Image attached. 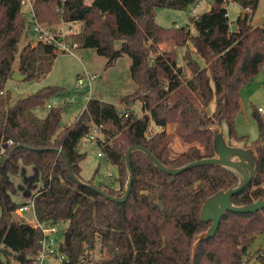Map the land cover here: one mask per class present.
<instances>
[{
  "label": "trees",
  "instance_id": "1",
  "mask_svg": "<svg viewBox=\"0 0 264 264\" xmlns=\"http://www.w3.org/2000/svg\"><path fill=\"white\" fill-rule=\"evenodd\" d=\"M196 1L34 0L35 19L41 24L82 23L76 38L79 48L95 49L107 64L122 55L131 59L130 76L136 90L121 100L125 120L114 105L90 98L75 121L62 126V105L50 108L43 118L34 114L48 100L62 96V88L42 87L10 105L11 94L5 86L11 74L16 71L26 75V80H40L49 74L58 54L51 46H33L29 41L19 49L20 40L28 35L20 0H0V143L12 141L0 156V254L7 260L12 256L19 264H32L39 250L41 231L14 218L16 210L28 202L13 200L18 190L12 178L32 168L39 183L32 196L36 221L65 224L60 247L67 262L63 264H264V252L248 253L255 236L264 235V209L228 212L215 236L201 242L191 255L194 236L210 226L199 220L203 202L237 181L220 167L199 166L169 176L135 151L130 156L134 179L125 202H112L95 190L116 198L124 194L128 184L125 153L132 146L147 149L170 168L212 157L209 128L224 123L229 145L231 141L243 143L242 147L254 148L258 154L255 177L232 197L233 204L264 198V115L253 109L258 131L253 141L234 128L240 89L264 68V22L251 25L258 0H230L244 13V19L241 14L237 18L234 31L226 27L223 10L222 25L209 23L213 5L195 18L188 17L194 35L188 26L163 28L155 23L157 8L186 10ZM164 44L171 47L161 49ZM151 74L157 81L149 82ZM211 101L215 108L208 114ZM135 102L141 105V117L131 111ZM91 123L102 128L103 141L97 146L104 160L118 170L116 187L81 177L84 154L78 146ZM151 124L160 130L147 135ZM168 126L174 127L172 132L166 131ZM174 140L187 147L172 156ZM65 158L73 174L93 188L69 176ZM96 245L99 256L93 258Z\"/></svg>",
  "mask_w": 264,
  "mask_h": 264
},
{
  "label": "rangeland",
  "instance_id": "2",
  "mask_svg": "<svg viewBox=\"0 0 264 264\" xmlns=\"http://www.w3.org/2000/svg\"><path fill=\"white\" fill-rule=\"evenodd\" d=\"M89 2V0H86ZM192 8L191 5L186 10H173L167 8H157L155 11L154 21L158 26L163 28H169L174 25L178 26H190L188 12ZM209 8L207 4H202L198 10V14L204 13ZM223 10L227 14V20L225 22L228 30L234 31L236 28V20L242 14L241 6L234 1H229ZM26 23L28 22V16L24 15ZM264 22V0H258L257 8L252 16L251 25L260 26ZM188 24V25H187ZM51 26H59L53 24ZM195 32L194 28L191 27ZM189 29V28H188ZM31 35L28 33L27 37H23L18 48L21 49L28 41H30ZM76 40V38H75ZM119 47V44H116ZM165 49V48H164ZM130 64L131 59L127 55H122L112 64H107V59L99 55L95 49L78 48L74 51V54H58L53 62L51 71L47 76L40 80H23L15 81L11 78L7 81L5 90L11 94L10 105H13L16 100L29 95L34 94L38 89L42 87H59L63 89V95L54 97L58 101L59 98H64V102L60 103L63 106L61 125L64 126L73 122L77 117L87 101V97L95 98L102 102L114 105L117 110L124 113V105L121 103L122 98L127 95H131L136 90V85L132 81L130 76ZM202 64V63H201ZM14 68L18 66V55L15 57ZM156 72L161 74V69H157ZM84 74H91L94 78L90 81H86L90 84V94L87 89H83L78 86L77 79L84 76ZM187 76L189 72H186ZM157 81L155 75L151 74L149 82L153 83ZM89 94V95H88ZM59 106V105H57ZM215 102L211 101L207 107L208 114H211V110H214ZM258 107L264 108V68L259 72L251 81L245 84L240 89V110L235 119V131L238 135H245L248 137L249 142L257 139L258 131L255 120L253 119V109ZM138 117L143 115L141 105L139 102H135L131 108ZM39 117H43L47 113V108L44 110L36 111ZM223 134L227 140V127L224 123L221 124ZM173 126L166 127L167 132H172ZM160 129L150 125L149 132H157ZM148 132V131H147ZM231 144L240 145L243 143H237L231 141ZM187 146L183 145L180 141L174 140L171 144V155H178L184 151ZM80 151L84 154L81 167V177L84 180L93 178L95 184L112 185L117 186L116 178L118 176V170L115 166L107 163L103 157H98L100 152L97 143L89 142L86 139H82L80 143ZM22 175L13 177L12 180L16 185L18 193L13 197V200L17 203L21 202V195L19 194L18 185ZM25 182V179L23 178ZM35 190V188H34ZM14 218L22 221L34 220L33 213H14ZM25 219V220H23ZM58 239L60 240L64 234L65 224H57ZM192 248V247H191ZM264 252V235L258 234L255 236L253 244L248 249L249 256L254 255L256 252ZM94 258L99 256V248L96 245L92 251ZM11 255H13L11 253ZM251 263H255L252 260ZM0 264H19L12 256L9 260L0 254ZM79 264H91V263H79Z\"/></svg>",
  "mask_w": 264,
  "mask_h": 264
},
{
  "label": "water",
  "instance_id": "3",
  "mask_svg": "<svg viewBox=\"0 0 264 264\" xmlns=\"http://www.w3.org/2000/svg\"><path fill=\"white\" fill-rule=\"evenodd\" d=\"M241 19H244V13L241 14ZM15 81L26 80L27 76L22 75L16 71L10 77ZM212 133V148L213 156L203 158L191 162L179 168H170L159 162L147 149L140 146H132L127 149L125 153V168L128 175V184L124 194L119 197H111L95 189L104 198L115 202L123 203L126 201L134 179L130 156L135 151L143 153L151 160L153 166L159 171L169 176H176L181 172L199 166H217L223 170L232 173L237 181L227 189H222L209 196L202 204L199 214V220L202 223H210L207 230L196 234L193 238L191 255L194 257L199 244L203 241L209 240L215 236L219 223L223 216L228 212L237 214L255 213L264 209V198L258 199L255 202L247 205H235L232 202V197L238 194L241 190L246 188L254 179L256 174V164L258 161V154L254 148H244L229 145L221 128L220 124H214L209 128ZM66 169L69 176L82 186L93 188L85 182H81L72 172L71 166L67 158H65ZM36 176V174H35Z\"/></svg>",
  "mask_w": 264,
  "mask_h": 264
},
{
  "label": "built area",
  "instance_id": "4",
  "mask_svg": "<svg viewBox=\"0 0 264 264\" xmlns=\"http://www.w3.org/2000/svg\"><path fill=\"white\" fill-rule=\"evenodd\" d=\"M228 0H222L221 5L225 7ZM34 0H20V11L23 15L28 16V22L26 26V32L31 35L29 43L33 46L37 44H44L51 46L57 54H74V51L79 48V44L75 38L81 33L82 23L79 21H70L64 22L61 21L58 23L59 26H51L39 23L35 19L34 10H33ZM210 4L213 5L214 0H197L193 4H191L192 8L189 10V17L195 18L198 15V10L202 4ZM249 9L246 8L244 12H248ZM94 78L91 74H84V76L79 77L77 79L78 86L83 89H87V92L90 94V84L86 81H90V79ZM88 94V95H89ZM90 99L89 96L86 98ZM60 105V102L56 99L48 100L45 107L50 109ZM257 112L260 115H264V108L258 107L256 108ZM121 118L125 120L127 118V114L121 113ZM155 132H147V135H152ZM89 142L97 143L98 141H103V133L101 126H97L93 123L89 125V130L87 135L84 137ZM12 145L11 140H7L4 144L0 143V156L3 154L6 147ZM98 157H103L102 153L99 152ZM32 212L34 216L33 210V202L32 198L28 201L27 204L20 206L15 213L22 214ZM35 218V216H34ZM31 227L34 229H39L42 233V238L39 241V250L32 260V264H63L67 262V257L64 252L61 250V244L64 242L65 231L62 238L58 239V229L57 225H47L43 223H39L34 219V222L31 224ZM91 256L94 258L93 254Z\"/></svg>",
  "mask_w": 264,
  "mask_h": 264
},
{
  "label": "crops",
  "instance_id": "5",
  "mask_svg": "<svg viewBox=\"0 0 264 264\" xmlns=\"http://www.w3.org/2000/svg\"><path fill=\"white\" fill-rule=\"evenodd\" d=\"M230 0H228V2H229ZM221 2H222V0H214V3H213V14L211 15V16H209L208 17V21H209V23L211 24V25H214V26H220V25H222V18H221V9H220V7H222V6H220L219 8H217L218 7V5H221ZM228 2H227V4H228ZM208 6H209V8H207L205 11H204V13L205 12H207L210 8H211V6L212 5H210L209 3L207 4ZM222 8H224V7H222ZM200 14H202V13H200ZM188 25V24H187ZM176 26H178V25H176ZM192 27V25H188V30H189V32H190V34L191 35H194L195 34V32H193L191 29ZM171 47V45L170 44H164V45H161L160 46V48L161 49H169ZM183 50L184 49H182V52L180 51V53H179V55H178V62L181 64V56H182V53H183ZM155 82V81H154ZM58 101L60 102V103H65L64 102V98H59L58 99ZM49 102H50V100H49ZM47 103H48V101H47ZM65 105H66V103H65ZM46 107H44L43 109H36L35 111H34V114L37 116V117H39L38 116V114L36 113V111H38V110H44ZM215 108V107H214ZM49 109H47V111H48ZM213 111L214 110H211V114L213 113ZM44 117V116H43ZM43 117H39V118H43ZM75 119H76V117L74 118V120H73V122L75 121ZM72 123V122H71ZM71 123H69V124H71ZM69 124H66V125H69ZM234 146H237V147H240V145H234ZM78 150H79V152L81 153V151H80V144H79V146H78ZM81 164V163H80ZM21 175H22V179L20 180V183H19V185H18V188H19V194L21 195V202L20 203H22V202H28L31 198H32V196H33V194H34V188L36 189V188H38L39 187V183L36 181L37 180V177L35 176V173H34V171H33V169L32 168H24L22 171H21V173H20ZM23 178L25 179V182L23 181ZM34 217V216H33ZM35 219V218H34ZM23 220H25V219H23ZM21 222H23V223H26V224H28L30 227H31V224L34 222V220H30V221H22V220H20Z\"/></svg>",
  "mask_w": 264,
  "mask_h": 264
}]
</instances>
